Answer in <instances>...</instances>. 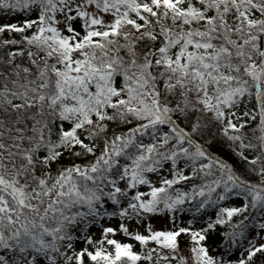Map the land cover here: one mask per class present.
Masks as SVG:
<instances>
[{"label": "snow or ice", "instance_id": "6c2138e0", "mask_svg": "<svg viewBox=\"0 0 264 264\" xmlns=\"http://www.w3.org/2000/svg\"><path fill=\"white\" fill-rule=\"evenodd\" d=\"M0 12L35 14L0 24V264L264 257L254 240L235 261L205 243L229 223V246L247 239L249 217H233L264 211V0H0ZM217 134L244 165L239 174L210 150ZM196 178L202 183L190 191L175 187ZM235 190L247 202L220 208L200 230L175 227L174 217L170 230L147 223ZM115 217L118 227L101 223L93 239L90 227ZM133 220L146 234L130 231ZM182 234L188 255L180 254Z\"/></svg>", "mask_w": 264, "mask_h": 264}, {"label": "trees", "instance_id": "16d2710c", "mask_svg": "<svg viewBox=\"0 0 264 264\" xmlns=\"http://www.w3.org/2000/svg\"><path fill=\"white\" fill-rule=\"evenodd\" d=\"M9 15L12 16V19L14 23H20L25 19H33L35 18V14L31 15H25L24 13H13V12H0V17H8ZM11 19V20H12ZM13 35L11 33H5L4 37L7 38L8 36ZM252 103L254 102H248L247 107H251ZM245 110V105H241L240 112L242 113ZM132 125H110V130L113 131H126L128 127H131ZM65 127H68V125H65ZM249 134H251L249 132ZM150 137L146 136L144 137V142L147 143L150 141ZM215 147L217 148H223V149H229L228 148V142L219 134H217V138L215 141ZM248 155H253L251 153H246ZM88 159H91L89 157ZM67 163H71V160H67ZM77 162H83V161H77ZM190 169H186L185 174H190ZM219 173H217V176ZM215 178V177H213ZM210 179V178H209ZM202 181L199 178L181 182L180 184L176 185L175 187L181 191H190L191 187L194 184H200ZM222 192V189H217V193ZM237 192L239 190H235L230 195H237ZM217 193H213L212 199L213 203L206 204L203 208L197 210L196 205L199 203L200 198L198 197L196 201L193 202H186L184 205L180 207V209L176 212V218L179 221H183L185 227H189L192 230H200L202 228H205L209 222H214L216 219V215L219 212L220 208L225 207H231L230 205H234L235 203L233 201L227 202L225 200H219L217 198ZM244 198V196L241 194ZM245 200V199H244ZM247 201H245L246 203ZM244 216H248L249 219L245 221L246 223V230H245V236L247 239L240 238L238 240V243L232 244L231 246L228 245L227 241H224L222 239V233L230 232L232 230V224L229 223L227 225H219L214 230H210L208 233V240L205 242L206 245L209 247V251L212 253L216 249L217 251V257H220L222 254H228L229 252H232L234 256L237 258L241 257L243 255V250H245L248 247V240H256V238L259 236L258 232V224L264 223V211L261 210H255V209H249L248 212L244 213L243 215H238L233 217V223L239 222L240 220L244 219ZM264 233V232H263ZM75 235H80L79 232L74 233ZM187 239H190L189 235H183L181 238H178V241L180 244H186ZM214 256V255H213ZM172 264H177V261H173ZM255 264H264V257L260 256L258 254V257L255 260Z\"/></svg>", "mask_w": 264, "mask_h": 264}, {"label": "rangeland", "instance_id": "374dc122", "mask_svg": "<svg viewBox=\"0 0 264 264\" xmlns=\"http://www.w3.org/2000/svg\"><path fill=\"white\" fill-rule=\"evenodd\" d=\"M12 16L9 15L8 17H0V24H4V23H14ZM229 143V142H228ZM212 152L216 153L219 157H222L223 159H225L227 162H229L230 164L236 165L237 170H238V174L240 171L243 170L244 165L240 164L238 162V158L229 150V149H223V148H217V147H213L212 149H210ZM163 175L167 176L168 175V170L167 167L164 170ZM169 178H171L169 176ZM247 178L249 180H251L252 182H256V177L255 176H247ZM152 179L154 181H156L158 179L157 176L152 175ZM157 186H159V184H157ZM139 190L141 191H147V186H142ZM237 203H240V200H236ZM173 213H169V212H165L164 214L161 215H156V216H149V223L151 224L152 228L154 230H170L174 227V225L171 227V222L169 217L172 215ZM103 223L105 226H112V227H118L119 223H121L119 217H115L112 219H105L104 221H101L99 223L98 227H94L95 225L90 227L89 230V234L93 237V238H99L100 237V224ZM129 224L130 227V231H140L141 233H145V225L144 223H140L137 224L135 220L127 222ZM180 226V223H176L175 222V227ZM259 233H261V230H259ZM146 234V233H145ZM184 234H182L180 237H182ZM115 239L124 242V243H132L134 245V250L135 251H139L140 250V246L137 242L130 240L129 238L125 237L122 233H119L114 237ZM257 245H259L260 243H264V240L262 239L261 236H259V238L257 239ZM85 245L83 243H77L76 247L79 249L81 247H84ZM151 245H149L150 247ZM189 246L186 245L184 247H181V251L180 254L181 255H188V250H189ZM229 259L235 261V259H232V257H230ZM189 264H191V260L189 259Z\"/></svg>", "mask_w": 264, "mask_h": 264}]
</instances>
